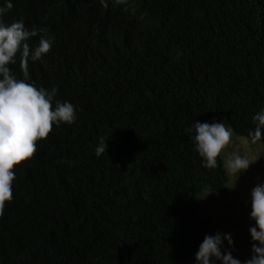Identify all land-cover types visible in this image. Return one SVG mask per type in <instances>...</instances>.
<instances>
[{
    "label": "trees",
    "instance_id": "obj_1",
    "mask_svg": "<svg viewBox=\"0 0 264 264\" xmlns=\"http://www.w3.org/2000/svg\"><path fill=\"white\" fill-rule=\"evenodd\" d=\"M3 17L46 29L50 51L27 83L74 106L14 168L0 216V264H184L222 194L221 156L208 169L196 122L251 140L264 111V0H0ZM39 35L30 47L38 45ZM9 65L23 78L20 55ZM103 139L108 149L96 148ZM257 143L264 145V129Z\"/></svg>",
    "mask_w": 264,
    "mask_h": 264
},
{
    "label": "clouds",
    "instance_id": "obj_2",
    "mask_svg": "<svg viewBox=\"0 0 264 264\" xmlns=\"http://www.w3.org/2000/svg\"><path fill=\"white\" fill-rule=\"evenodd\" d=\"M100 2L107 6L105 0ZM116 2L123 3L124 0ZM12 7L11 2L0 6V216L4 214L6 202L13 199L15 166L35 155L37 141L48 137L53 124L70 125L76 118L71 103L57 101L53 110L52 101L57 91L55 88L48 92L26 82L29 60L35 62L47 54L53 38L48 36L46 29H26L22 20L6 25L2 17ZM38 35V45L30 47L28 41ZM18 53L22 79H17L9 68V65L16 63ZM253 123L256 125L255 131H250L249 136L251 143L255 144L261 139L264 129V111L253 117ZM189 131H194L196 152L203 159L204 167L216 168L217 158L231 142V130L223 122H196ZM107 149V143L101 139L96 155L100 156ZM254 162L238 154L225 159L226 173L235 178L231 188L235 187L240 173ZM250 218L255 221V226L249 229L253 241L252 255L243 264H264V184H258L251 192ZM225 240L228 245H233L230 234L206 235L196 253L198 264H214V261H220L221 264H242L232 256L231 251H222Z\"/></svg>",
    "mask_w": 264,
    "mask_h": 264
},
{
    "label": "rangeland",
    "instance_id": "obj_3",
    "mask_svg": "<svg viewBox=\"0 0 264 264\" xmlns=\"http://www.w3.org/2000/svg\"><path fill=\"white\" fill-rule=\"evenodd\" d=\"M223 123L229 128L224 120ZM234 154L255 162L250 164L246 171L240 173L234 188L231 187L234 186L235 178L227 174L228 183L224 193L208 191L202 193L199 214L209 220L213 235L216 233L231 235L233 245H228L225 240L222 251H231L232 256L243 264L252 255L253 241L249 229L255 226V221L250 218L251 192L258 184H264V145L252 144L251 140L238 137L232 132L231 142L220 156L224 162ZM184 264H198V262L194 257ZM214 264H221V262L214 261Z\"/></svg>",
    "mask_w": 264,
    "mask_h": 264
}]
</instances>
